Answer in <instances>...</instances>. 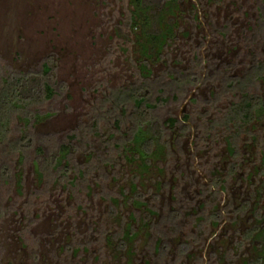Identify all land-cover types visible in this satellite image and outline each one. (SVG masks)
<instances>
[{
    "label": "rangeland",
    "instance_id": "obj_1",
    "mask_svg": "<svg viewBox=\"0 0 264 264\" xmlns=\"http://www.w3.org/2000/svg\"><path fill=\"white\" fill-rule=\"evenodd\" d=\"M173 5L168 42L150 58L134 0H0V264L257 256L261 238L244 235L264 227L261 142L243 132L234 157L223 118L245 93L264 98V72L237 83L264 63V0ZM30 76L39 82L20 98L14 88ZM140 92L155 107L137 119ZM151 123L161 135L136 140Z\"/></svg>",
    "mask_w": 264,
    "mask_h": 264
},
{
    "label": "trees",
    "instance_id": "obj_2",
    "mask_svg": "<svg viewBox=\"0 0 264 264\" xmlns=\"http://www.w3.org/2000/svg\"><path fill=\"white\" fill-rule=\"evenodd\" d=\"M177 0H168L167 7L165 6L162 11L158 12L152 7L154 4V0H134V4L136 7L134 14V26L140 28V43L143 49L145 56L153 57L161 52L163 48H165L168 39L169 32L171 30V19L166 20V15L172 12V7L174 6V2ZM158 3V2H157ZM262 29V28H261ZM147 67L143 65V69ZM49 71V68L45 66L43 74L46 75ZM264 72V63H260L257 66H252L244 75V77H237V83L239 85L244 83L243 79L246 78L248 81H254L256 78L260 76L261 73ZM192 81L195 84V81H199L197 76L192 77ZM39 78L36 76H30L26 78H22L18 81V85L14 88L16 94L21 98L23 95H27L34 88L36 84H38ZM234 84V78L230 80L229 85ZM42 91L45 99H50L54 95V90L47 83L43 82L41 85ZM135 103V111L133 115L139 119V117H143L147 111V109H151L155 107V104L146 103V97L144 93H139L137 97L134 99ZM189 117L185 116L187 121ZM169 123L174 125L176 120L173 118L169 119ZM259 123L260 125H264V98L258 95H253L249 93H245L242 98L237 102H232L227 109V114L223 118L224 126L231 131V135L228 138V146L230 148V152L234 157L239 155L238 150V138L244 132L248 137H252L253 140L260 143L261 149V166L258 170V177L260 179V183L258 188L256 189L257 193L264 192V135L263 138L259 139L257 136L258 132L256 130V125ZM160 127L154 123L150 124L149 130L146 132L143 126H138L135 138L138 139H148L149 136L157 138L161 135ZM60 153L63 154V157L66 153H68L67 146H63L60 150ZM238 164L233 163L229 166L228 175L235 174ZM221 181V183H220ZM213 185H219L221 189H225V185L223 184L225 181L221 180L219 177L213 180ZM247 203L244 202L241 209H245L247 207ZM261 214L260 212H258ZM261 218L264 219V213L261 214ZM217 217V216H216ZM252 238H261L260 244L256 247V257L252 259L251 262L247 264H264V227L261 229L259 226H255L245 232L244 239L246 242L251 240Z\"/></svg>",
    "mask_w": 264,
    "mask_h": 264
}]
</instances>
